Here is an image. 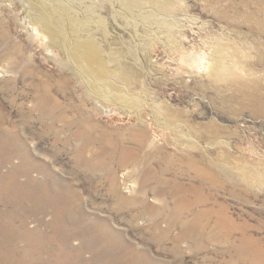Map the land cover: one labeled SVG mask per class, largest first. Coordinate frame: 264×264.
Wrapping results in <instances>:
<instances>
[{
    "label": "rangeland",
    "instance_id": "rangeland-1",
    "mask_svg": "<svg viewBox=\"0 0 264 264\" xmlns=\"http://www.w3.org/2000/svg\"><path fill=\"white\" fill-rule=\"evenodd\" d=\"M258 4L264 0H0V125L31 156L75 184L87 209L121 235L125 250L109 248L100 252L102 260L264 264V34L257 24L264 14L256 13ZM41 15L55 21L51 33ZM192 50L209 60L221 54L219 61L231 71L207 77L176 70L179 52ZM89 51L98 58L94 62L84 58ZM67 122L91 127L113 157L124 147L135 150L145 163L142 171L120 167L117 158L98 182L88 180L76 164L75 144L64 142L68 132L60 131L58 142L50 135L51 124L60 129ZM163 131L177 137L175 143ZM186 145L190 150L183 153ZM186 153L205 157L214 187H201L195 172H188ZM16 162L0 165V179ZM151 164L155 175L143 183ZM33 175L27 171L17 181L27 183ZM178 183L201 188L207 200L201 208L210 212L203 247H196L202 236L179 238L180 222L162 232L173 218L165 192ZM11 187L4 191L14 196L19 190ZM40 198L0 199V212L18 215L15 223L0 217V226L11 230V236L0 237V264H62L56 262L54 240L31 215L48 211ZM151 204L168 208L157 229L150 216L141 215ZM218 218L232 223L228 238H216L226 231L216 229ZM244 237L247 251L240 248ZM82 257L88 261L90 254Z\"/></svg>",
    "mask_w": 264,
    "mask_h": 264
},
{
    "label": "bare ground",
    "instance_id": "bare-ground-1",
    "mask_svg": "<svg viewBox=\"0 0 264 264\" xmlns=\"http://www.w3.org/2000/svg\"><path fill=\"white\" fill-rule=\"evenodd\" d=\"M257 7L258 9L256 10V13L258 12L259 14L262 13L264 14V5L258 4ZM48 17L49 16H47V18ZM249 17H251V15H249L248 18ZM39 20L42 21L41 23L45 26L44 28L50 30L49 32L51 33L52 28H54L52 26V23L55 21L49 18L50 20L49 22L45 16H42ZM51 21L53 22L51 23ZM257 24L258 26L263 27L262 34H264V20L257 22ZM215 54L216 52L213 55L214 56L213 60H211V58L209 60V58L206 57L207 55L205 56V54H203L201 51L198 50H192L190 52L187 51L185 53L184 51L179 52L178 54L179 60H177L179 63L176 70L181 71L185 74L189 73L190 75L192 73L197 75V74H202V72H205V75L207 77L209 76L216 77L217 73L224 75L225 70L230 72L231 70L229 68L224 67L222 63L219 61L221 54L217 55L218 59ZM84 58H86V61L88 62H94L95 58L98 59L97 56H95V54L92 53V51H89L87 55L84 56ZM172 116L173 114L169 112L168 119L173 118ZM50 119L52 120V122H55L56 120H58V117L52 116L50 117ZM164 119L166 121L168 120L165 117ZM49 129H50V135L53 137V139L56 142H58V140L60 139L59 138L60 131L65 130L68 132V135L64 137V142L65 144H75L74 157L77 160L76 164H78V168L84 169L85 172L89 174L87 178L88 180L93 179L94 181L98 182L99 178L97 179V177L99 176V174L101 172L109 171L111 164L114 163L117 158H118L117 163L120 167H124V166L126 167L127 165H130L134 170L136 169L141 170L140 167L144 166L145 164L137 159V154L135 150L127 147H124L125 149L121 150L120 157L117 158L113 157V153L109 151V148L106 146V144L104 145L99 144L97 138L93 137V135L91 134L92 132L91 127H85L81 129L78 126H75L73 122H67L60 129H56L54 124H51L49 126ZM169 133L163 131L161 134L169 139H172L169 141L175 143L173 140H177V137L172 138L173 134L170 135ZM175 145L177 146V143ZM185 149L183 153L190 150V148L187 145ZM15 159H17L18 162H16L15 165L12 167V171L9 174V176L2 177L0 179V186L8 185L0 190V199L9 200L10 198L11 199L14 198V200L17 199L19 203L23 202L25 199H29V200L31 199L34 202H36L37 198L41 196L40 199L44 204L42 206H45L44 208L45 210L47 209L48 206L49 207L48 211L46 212L33 211L31 215L36 219V221H38L39 223V225L37 224L38 227L40 226L43 227L42 229H39L42 230L41 233L43 232L45 235H47L48 237L52 238V240H54L53 242H55V246H56L54 248L56 249L55 250L56 262L58 263V261L60 260L62 264H113V262L106 259L105 257L102 260L99 255L101 254L100 252H105L109 248L114 249L115 251L118 250L120 252L124 251L125 249L123 247L125 246L126 243L123 242V238L121 237V235L116 231H114L109 226V221H107V219L99 218L96 214L90 212L87 209V207L84 204L83 193L75 188V184L73 185L72 183L61 178L60 175L55 171L56 168L54 169L51 164L49 165L45 162H40L36 158L31 156L26 151L24 142L21 141L20 138L17 137L15 134H12L10 132L6 133L5 131H3L0 125V165L12 164ZM182 159H184L185 161L184 165L187 167L188 172L191 171L195 172L196 176H194V178H197V182L200 184L201 187H206L207 184L208 186L214 187L215 185L214 179H209L210 177H212V174L207 168H205L203 164V162H205V157L200 156L199 159H197L194 155L186 153L184 154ZM155 168H156L155 165L153 166L151 164L149 167H147V170H144L146 171L145 172L146 175L144 177L143 183H146L147 180L151 179L155 175ZM27 171L36 175H33L31 181L29 180V182L27 183L23 182L20 184L19 181H17V178L23 175L26 176ZM124 180L127 181L128 180L127 177L124 178ZM39 185L41 186L39 187ZM11 186H14V189L19 190L17 192L18 194L14 192V196H13V194H10L9 191H4L6 189H13V187ZM27 188H31V191L28 190ZM38 189L39 192L37 193L36 191ZM162 192L163 191L161 190L158 193L162 194ZM165 194L171 199V202L173 204V209L170 212L173 218L166 223V229L164 228L162 232L164 234H168V232L174 226H176V222H180L182 224V227L179 232V238L187 237L188 235H190L191 237L194 235L202 236V239L200 241L198 239L199 242L196 244V247L197 248L203 247L206 236V222H205L206 220L204 217L210 213L208 209H201L203 206L207 204V200L203 196V190L197 186H190L186 188L184 184L178 183L176 188L165 192ZM188 194H191L192 198H189ZM135 200L136 199H130L129 202L132 203ZM136 205H138V203ZM195 209H198L197 213L194 212ZM167 211L168 208L166 207L163 206L158 207L155 204L153 205L151 204L149 206H146L142 210L141 215L143 217L145 215L150 216L151 221L153 222V227L157 229L158 228L157 224H159V222L161 221L160 217L163 214H165ZM39 214L43 215V219L42 217L37 218V215ZM0 217L11 218L15 223L18 215L14 211L12 212L4 211V212H0ZM113 225L115 227V224ZM7 227L8 226L6 227L0 226V237L6 238L7 236H11L10 234L11 230L10 228L8 229ZM233 228L234 227L232 223L229 222L227 219L218 218L216 222V229L218 231L221 230H226V231H222L220 236L216 235V238L217 239L228 238V236L230 235L229 232H231ZM39 230L34 227L31 233L36 234L38 233ZM14 231L16 233V230L12 229V233ZM23 231L28 232L27 230H23ZM223 234L225 238L223 237ZM76 239H78L79 241L78 245L77 247H73L72 242ZM246 242L247 241L244 237L240 245V248L245 251H247V246L245 244ZM247 243L249 244V242ZM86 253L90 254L88 261L84 260L82 257V255ZM155 253L157 252L155 251ZM68 254L78 255V259L74 261V259L68 258L67 256ZM143 264H150V263L143 262Z\"/></svg>",
    "mask_w": 264,
    "mask_h": 264
}]
</instances>
